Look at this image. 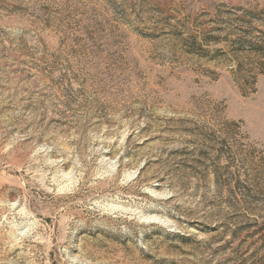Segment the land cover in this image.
Masks as SVG:
<instances>
[{
	"label": "rangeland",
	"instance_id": "obj_1",
	"mask_svg": "<svg viewBox=\"0 0 264 264\" xmlns=\"http://www.w3.org/2000/svg\"><path fill=\"white\" fill-rule=\"evenodd\" d=\"M0 264H264V0H0Z\"/></svg>",
	"mask_w": 264,
	"mask_h": 264
}]
</instances>
